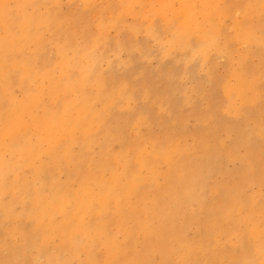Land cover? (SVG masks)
Wrapping results in <instances>:
<instances>
[{
  "label": "bare ground",
  "instance_id": "6f19581e",
  "mask_svg": "<svg viewBox=\"0 0 264 264\" xmlns=\"http://www.w3.org/2000/svg\"><path fill=\"white\" fill-rule=\"evenodd\" d=\"M29 1L32 0H0V108L6 115L2 119L4 133L0 136V223L3 224L0 244L3 243V249L8 250L0 264H264V236H259L255 230L259 222H264V123L260 121L256 128L252 127L251 132L236 130L235 119L243 126L242 130L247 129L245 122L251 118L247 107L254 105L258 96L253 90L251 101L244 97V88H248L245 79L248 55L237 58L233 53L237 43L249 53L252 45H255L261 56L264 54V36L256 37L244 25L234 27L231 40L223 39L214 32L216 24L222 23L221 18L226 15L232 17V12L243 10L246 17L251 16L246 1L225 0L218 3V0H152L159 1L164 16L172 14L177 43L182 46V40L195 38L194 42L187 45L195 56L201 51L206 52V43L214 44V56L228 57L236 68L237 87L234 92L229 89L232 94L228 95L229 121L214 122L205 115L211 114L209 111L218 107L217 100L210 97L208 109L203 106V111L197 108L201 100L192 102L194 97L198 98L199 87L202 85L186 94L185 100L192 106L185 107L194 110L196 107L198 110H193L195 116L207 117L198 123V130L190 142L187 139L184 142L178 140L177 136L181 137L179 133H182L178 130L176 137L168 131L164 133V130L162 136L151 133L146 138L142 135V127L150 129L153 125L149 117L153 120L156 115H160L155 112L159 109L153 107L152 98L151 110H155L151 111L153 115L150 112L149 117L143 111H137L133 119L128 114L110 117L105 112L93 109L96 99L104 105L113 107L116 104V95L108 96L106 87L108 82L114 83L110 73L115 64L120 65L119 53L128 50V56L131 57L130 46L126 42L127 36L131 38L128 31L120 29V33L125 35V41L116 44L111 56L107 54V38L93 31L91 38L82 35L81 43L76 42L70 34L68 38H57L54 43L48 34L55 49V55L51 57V54L48 56L46 53L50 46H45L49 47L46 51L43 49L40 33L51 27L48 21L52 14L41 10L37 16L32 12L28 14L23 9L30 4ZM48 1L54 5L55 0ZM76 1L82 7L86 0ZM137 1L111 2L108 5L111 21L104 23V26L120 27L122 17L118 12L119 7L125 13L134 15L135 20L143 19L145 15L135 11ZM42 2L48 3L45 0ZM175 2L179 4L176 9L173 6ZM234 5L237 8L234 7L233 11ZM198 13L206 20L200 29L202 24L190 23L196 20ZM52 17L55 20L57 16ZM160 28L153 27L147 36L161 40ZM52 32L56 37H61L57 28ZM66 38L68 41L73 40L74 45L68 41L65 43ZM67 43L72 46L69 51ZM96 49L99 54L95 53ZM209 58L206 52L200 63ZM100 60H106L110 73L102 70ZM127 64L124 62L123 66ZM228 64L231 65V62ZM261 64L260 67L249 68L252 74L250 81L262 78L259 71L264 72V59ZM155 74H152L153 77ZM161 74L158 73L159 77H162ZM208 77L214 80L211 73H208ZM135 79L139 80L137 77ZM208 92L212 93L211 90ZM93 93L96 96L91 95ZM235 93L243 100L242 106L233 105ZM134 95L137 96L136 93ZM146 100L141 102L142 107L145 104L148 106L149 100ZM112 107L109 106L111 112ZM172 110H175L174 107ZM117 113L115 116H118ZM101 134L105 137L95 147L97 142H93V139ZM114 144L118 145V151L112 150ZM6 149L9 154L5 160L3 153ZM228 163L233 166L231 169H227ZM60 173H63L64 180H59ZM27 178L32 180L27 181ZM253 184L258 185L259 196H243V191ZM46 189L48 192L45 193ZM17 204L21 211L16 210ZM14 230H20L19 243L9 240Z\"/></svg>",
  "mask_w": 264,
  "mask_h": 264
},
{
  "label": "rangeland",
  "instance_id": "374dc122",
  "mask_svg": "<svg viewBox=\"0 0 264 264\" xmlns=\"http://www.w3.org/2000/svg\"><path fill=\"white\" fill-rule=\"evenodd\" d=\"M36 1L37 2L38 1L40 2L41 1L42 2V0H34V3H33V0L31 2L29 1L28 3H30V4H28L27 6H25L24 9H23V11H25V12L27 11L28 14H30V12H32L36 16L40 12V10L42 12L45 11V13L52 14V16H57V17H55V20H56V18H58L61 15V13L63 15V16L61 15L59 17L61 20L58 18V21L53 20L54 17L51 16L50 17V20L48 19L49 20L48 23L50 24L51 27H49L48 29H46V31L42 30L41 33H40V35H41L40 38L42 37V40L41 39L40 40L43 43L42 45H44V48L43 49H45V51H46V48L47 47H45V46H48V45L51 48V49L49 47H48L49 49L47 48L48 50L46 51V53L48 54V56L50 54L52 55V56L50 55L51 57H53L55 55L54 43L57 42V38H64L63 36L67 37L70 34L71 37L73 36L72 38L76 42L81 43V41H82V38H81L82 35H86L88 38H91L92 37L91 34L94 35L95 33H96V35L105 36L107 38V40H108V51H109L107 54H109L111 56L112 53H113V50L115 49L116 44L118 42L125 41V37H124L125 35L123 34V32L124 31H128L130 33L131 38H128L129 36H127L126 37V42L128 41L127 42V45L130 46L131 57L128 56V54L130 52L128 50L127 51L120 52L119 53V57H118V62L120 63V65L119 64H117V65L115 64V67H114L112 73H110V70L108 71L109 65L106 62V60H100L99 66L102 68V70L110 73L113 76L114 83L108 82L107 83L108 85H107L106 89H107L108 96H111V95H114L115 96L116 95L115 96L116 97V100H115V103L116 104H113V107H112L109 104H106V105L101 104L100 101H99V99H96V102H95L94 108H93L95 111L105 112L110 117L111 116H114V117H120V116H122L123 117L126 114H128V117L131 118V119H133L136 116L134 114L137 111H143L149 117L150 116V112L152 110H153L152 112H154V110L155 109L157 110V108H158L159 111L158 110L155 111L156 114H160L161 115V114H163V112H166V113H164V115H161L162 118H161L160 115H156V117L154 118L155 121H154V119L152 120V118L150 116L149 117V120L153 124V125H151V128H150L151 130L150 129H145V127H142L141 128L142 135L144 137H146V138L149 137L151 133H153L154 135L162 136L164 133H167V131H168L169 134L172 135V133H173V135L176 137L178 135L177 133H179V132L182 131V133H179V135L181 134V137L180 136H177V138L179 137L178 140H180L181 142H184V140L187 139L190 142L191 141V138H192V135L193 134L195 135L196 132H197V130H198V127H197L198 126V123L206 120L207 117L206 116H200V115L195 116V113L196 112H193L194 109H192V108H186L185 107L186 105L188 107H191L192 106L191 104L189 106L188 105L189 103L186 102V100H185L186 99V94H190L191 91H193L194 89H197L200 85H202V86L199 87L200 88V93H199L198 98H195L194 97V99H195L194 101H192V99H188L187 98L188 101L195 102L196 100H201L200 105L197 108L199 110H202L203 109V106H204V109H208V103H209L208 100L211 97V98H213V99H215V100L218 101V107L215 110H212V111L210 110L209 112H211V114L210 113H207L205 115H208L212 119V121H214V122H222L224 120H225L224 122L229 121L227 119L228 118V111H227V107H228V95H231L232 92H234V89L237 87V83H238V77H237V73H236V68H235L234 62H232V60L229 59L226 56H224V57H215L214 56L215 55V52H214L215 51V47L214 46H216V45L206 43L207 45L205 46L206 47L205 51L209 54V57L210 58L207 61H204V62L200 63V61L203 59L204 54L206 52L201 51V52L198 53L197 56H195L189 50V48L187 47V45H189L191 42H194L195 41V38L193 40H191L189 37H187L186 39L182 40V43H183L182 46H181V43H177V41L174 38L175 37L174 27H172L173 26V24H172V21H173L172 20V14H166V16H164V14L161 13V10L159 8V1L138 0L137 1L138 2L137 3L138 6L136 5L135 11L136 12H141V14L145 15V17L143 19H138V20L137 19L135 20L134 15L125 13L123 11V9L121 7H119L118 8V12L121 14V17H122V20H121L122 21V24H120V27L119 28H117V27H105L104 26V23H109L111 21V16L109 15V12H108L109 11L108 5L110 6L111 5V2L113 3L115 0H112V1H110V0H104V1L103 0H100L102 3L99 0H97V1H95V0H86L83 3L84 5L82 7H80V3L78 1H76V0H72L73 3H71V4H70L71 0H70V2L68 0L69 3L68 2L65 3L67 0H63V1L62 0H60V1L55 0V1H53L54 2V5H53V3L49 2L48 0L47 1L45 0V2L50 3V5L48 3L46 4L44 2H42L43 4H40L41 2L40 3L38 2V4H37V3H35ZM94 1L97 2V3H95ZM105 1H106V3H104ZM224 1L225 0H218V3H222ZM245 1L248 4L247 10L250 11L252 15L249 16V17H246L244 11L243 10H239L238 12L236 11L237 13L236 12H232V14H231L232 17L227 16V15L226 16H223L221 18L222 23L220 25L219 24H216V27L214 29V32L216 34L221 35L223 37V39L231 40L234 37V35H233L234 27L235 26L243 27V25H244L247 28H250L249 29V30H251L250 32L253 33L256 37H263L264 36V0H245ZM64 4H65V6H64ZM66 4H69V5H66ZM93 4H95L96 7ZM35 5H37V6L34 7ZM42 5L43 6L45 5L44 8L46 10H44V8H43ZM178 5L179 4L175 2L173 6H175L174 8L176 9V7H178ZM46 7L49 8V9H47ZM99 7L101 9H104L105 12H104V10L99 9ZM227 7H228V5H227ZM234 7L237 8V6L236 5L233 6V9H232L233 11H234ZM36 8L39 9V10H37ZM89 8L90 9L92 8V9L90 10ZM32 9H34L35 12ZM59 9H60V11H59ZM74 9H75V11H74ZM49 10H51V11L49 12ZM94 10H95V12L96 11H98V12L102 11V12L95 13V12H93ZM36 11H37V13H36ZM55 11H56V13H55ZM68 11L70 13L72 12L71 15H69L70 13L68 14ZM77 11H79V12L77 13ZM83 11H85V12L87 11L86 12V15L88 17H86L85 12H83ZM80 12H82V13H80ZM57 13L59 14V16L57 15ZM76 13L79 14V17H78V15ZM87 13H89V14H87ZM93 13L95 14V16H93ZM74 14H76V15H74ZM42 15H45V14L43 13ZM72 15H73V17L70 18ZM64 16L67 19V21L64 18ZM76 16H77V18L75 19ZM83 17H85V19ZM96 17L99 18V19H96ZM104 17H106V18H104ZM73 18H74V20H73ZM79 18L80 19L82 18L81 20L83 22L85 21V23H83ZM51 19H52V21H51ZM95 19L98 20V21H96ZM100 19H102V21H100ZM195 19L196 20H193L190 23L191 24H202L198 29H200L206 23L205 17L201 13L200 14L198 13L195 16ZM64 20L66 22L61 23V24L64 25V27H62L63 25H61V26L58 25L61 21H64ZM86 20H88L87 23H86ZM156 21H158L159 23L156 22ZM71 22H73V23H71ZM160 22H161L162 26L160 25ZM95 23H96L97 26L98 25L99 26L97 27L95 25ZM169 23H170V25H169ZM51 24H53V25H51ZM78 24L81 27L80 30L83 28L85 31H83V29H82L81 32H80V30H78V28H79ZM84 24L86 26V29H85ZM217 25H219V26H217ZM91 26H93V27H91ZM155 26L156 27H159V28L160 27L162 28V29L160 28L161 30L159 29L160 30V33H161V40H157V39H153V38H149L148 37L149 36V33L151 32V30ZM55 27L57 28V31L60 32V36L61 37H56L57 35L54 32H52V31L56 30ZM169 27H171V28H169ZM62 28H67L66 29L67 32H66L65 29H62ZM68 28L71 29V30L69 31ZM90 29H92V30H90ZM101 29H103V30H101ZM120 29H122L123 32H121V33L123 35H121ZM61 30L64 33H62ZM96 30H98V31H96ZM131 30H133V32ZM163 30L164 31L166 30V32L164 33ZM193 30H195V29H193ZM91 31H93L94 34ZM46 32H48V33H46ZM51 32H52V34H51ZM83 32H84V34H83ZM88 32L90 34L89 36H88ZM78 33H79V35H78ZM48 34H50L51 37ZM139 35H140V37H139ZM48 36L54 42L53 44L48 39ZM53 36H55L56 39H54L55 37L53 38ZM109 37H111L112 40L109 39ZM67 38L65 39V43L68 41ZM76 38H78V39H76ZM136 38H137V40H136ZM130 39L132 40L131 42H130ZM148 39L151 40V46H150V41ZM140 40H141L142 43L140 42ZM49 41H50V43H49ZM72 41H68V43L70 42L69 43L70 45H72V44L74 45V41L73 42ZM137 41H139L140 43L137 42ZM144 41L146 43H144ZM68 43H67V50L69 51V50L72 49V46L73 45L72 46H69ZM30 44H32V43H30ZM143 45H145V46H143ZM238 45L239 44L236 43L235 46H234V48H233L234 49L233 53H235L234 55H236L237 58H242V57H245V56L248 55L247 56V60H246L247 61V64H246L247 72L245 73V79H246V82L248 83V88L247 87L244 88L243 95H244V97L246 99H248V100L251 101L253 99V92H255L256 96H258V99L256 100V102H255L254 105H252L251 107H247V109H248L247 110V113L251 115V118L247 119L246 122H245L247 129L242 130L243 129V126H240L238 124L239 121L237 119H235V124H236V128H237L236 130H238L239 132H241V131L242 132L243 131H249V132H251L252 127L256 128L257 124L260 121H262L261 123H264V72L263 71H259V76L262 75L261 76L262 78H259L258 77L256 80L250 81V79H251L250 77H252V74H251V71L249 70V68L260 67V65H262L261 64L262 63V60L264 59V54H261V56H262L261 57L260 56V53L258 52V49H257V47L255 45H252L251 50H250V53L248 52V50H244L242 46H240V45L238 46ZM184 46H186V48H184ZM109 47H110V50L111 51L109 50ZM238 47H240V48H238ZM166 48L168 49V52H167ZM144 49H148V50H144ZM52 50H54V51H52ZM50 51H51V53H50ZM95 53L96 54H99V52H98L97 49L95 50ZM236 57H235V60L237 59ZM164 58L167 60V63L169 65H167L166 60H164ZM130 59H133L132 62H131V64H130ZM124 62L128 63L126 67L123 66V63ZM172 62H174V63H172ZM229 62H231V65L228 64ZM236 62H237V60H236ZM160 64L161 65H164V66L161 67ZM237 64H238V62L236 63V65ZM171 65L174 66V68ZM191 66H193V67H191ZM229 66L231 68H229ZM118 67H119V69H118ZM170 67L172 69H170ZM196 67H197V69H196ZM146 68H147V71H145ZM160 68H164V70H161ZM151 70H152V72H151ZM163 72H166V73H164L165 75L163 74ZM262 72H263V74H262ZM144 73H145L146 76L143 75ZM151 73L152 74L153 73L154 74L156 73L155 74V77H153V75ZM158 73H159V75L162 73L161 74L162 77H159ZM208 73H211L213 75L214 80L213 79L210 80V78L208 77ZM147 74H148V76H147ZM139 75H143V76H140V77H143V78H140ZM123 76H125V77H123ZM133 77H134V80L132 79ZM135 77H137V78H139V80L140 79L141 80L139 81L137 79L138 80V83H136L137 80L135 79ZM149 77H152V78H149ZM156 77H159V78H156ZM163 77H164V79L162 80ZM177 77H179V78H177ZM129 78H130V80H129ZM171 78H174V79H171ZM119 79H122V80L120 81ZM146 79H148V80H146ZM152 80H154V81H152ZM151 81L153 83H155L156 85H158V84H160V85H158V87H155L156 85L155 84H152ZM164 81H165V84H163V86H165V87L163 88L162 83H164ZM191 82H194L195 84L194 83H191ZM145 83L147 84V86L145 85ZM210 83L212 84L211 86L208 85ZM135 84H137V85H135ZM148 85H150V87ZM140 87H142V88L139 89ZM147 87H149V88H147ZM162 88H163V90H162ZM229 89L232 91L231 93H229ZM157 90H159V92ZM209 90H211V92H212L211 94H209L210 93V92H208ZM151 91H152V93H151ZM160 91L162 93L161 95L162 96L164 95L162 98L160 97L161 95H159L160 94ZM169 91H171L172 94ZM139 92L142 94V95L139 94L140 99L138 97V93ZM135 93H136L137 96L134 95ZM207 94L209 95V97H206ZM91 95L96 96L94 93L91 94ZM124 96H125V98H124ZM155 97L157 98V100H156ZM159 97L161 98L160 100H159ZM171 97L174 100L173 103H172ZM178 97H179V99H178ZM151 98L152 99H155V100H152ZM145 99L149 100L147 104L150 107V110H148L149 107L146 104L145 105L147 106V108L145 107V105L142 107V104L145 102L144 101ZM150 99H151L152 104L154 106L151 105ZM168 99H170V100H168ZM147 100H146V102H147ZM162 100H163V104L161 103ZM156 101H158L159 104ZM164 101H165V103H164ZM177 101H179V102H177ZM242 101L243 100H241V97L240 96H237V94L235 93L234 99H233V105H235V106H242L243 105V102ZM141 102H143V103H141ZM137 104H140L141 107L139 105H137ZM155 104H156V106H155ZM172 104H174V106ZM159 105H160V107H159ZM109 106L112 107V109H113L112 112L109 110ZM152 106L155 109L153 108L151 110ZM144 107H145V109L142 110L141 108H144ZM173 107L175 109L174 111L172 110ZM183 107H184V109H183ZM161 108H162V111H160ZM178 108L181 109V110H178L180 112V114L178 113V111H176ZM197 108L195 107V110L194 111H196ZM121 109L123 110V112H121L122 111ZM133 111H134V113H133ZM148 111H149V113H148ZM117 112H120V114L118 115ZM171 112H175V114L170 115ZM182 112H183V114H182ZM116 113H117L118 116H115ZM187 113H189V114H187ZM254 114H255V117H253ZM151 115H153V113ZM178 115H179V117H178ZM5 116L6 115L2 112V109L0 108V136H3V133H4V121L2 119ZM154 116H152V117H154ZM164 116L165 117L168 116L167 119ZM182 116L183 117L185 116V117L182 118ZM224 116H225V118H224ZM169 117L170 118L172 117L173 119L175 117V119L173 120L172 118L170 119ZM156 118L162 119V121L161 120L157 121ZM185 118H187V119H185ZM176 119H177V121H176ZM258 119H260V120H258ZM159 122H161V123H159ZM181 122H183L184 125ZM180 123H181V125H180ZM156 124H157V126H156ZM170 124H172V126ZM176 124L178 126H174ZM167 125L169 127H167ZM173 126L176 127L175 128L176 130L172 129V128H174ZM180 127H182V129ZM178 128H180V129H178ZM158 129H159V131H158ZM165 129H167V130H165ZM183 129H185V130L183 131ZM88 130L90 132H93V129H91V128H89ZM152 130H153V132H152ZM173 130H174V132L176 134L173 132ZM177 130L179 132H177ZM189 130H191V131L193 130V131L191 132ZM194 130H196V131H194ZM144 131H145V133H144ZM149 131H150V133H149ZM170 131H171V133H170ZM185 131H187V132L189 131L188 133L191 134V136L189 137L188 133L187 132L185 133ZM183 133H185V135ZM104 137L105 136L101 134V135H97L93 139V142L94 141L97 142V144L95 145V147H97L99 144H101V141H102V139H104ZM35 140H36V137L33 138V141H35ZM263 140H264V138H263ZM112 150L113 151H118L119 150L118 145L117 144H114V146H112ZM3 154H4V158L6 160V158L8 157V154H9V150L6 149ZM46 158L47 157H44V159H46ZM51 165H52V162L49 164V166H51ZM232 167L233 166H231V164L228 163L227 169H231ZM58 178H59V180H64L65 177H64L63 173H60L59 176H58ZM26 180L27 181H31L32 179L31 178H27ZM46 192H48V189H46L45 193ZM254 194L256 196H259L258 195V185L257 184H253L251 187H249V188H247L246 190L243 191V196L252 197ZM16 208H17L16 209L17 211H21L22 210L19 204L16 205ZM254 216H255V213L253 214L252 218ZM2 226H3V224L0 223V232L2 231ZM255 230H256V234H258L259 236H264V222L263 221L259 222L258 223V226L256 227ZM9 240L10 241L11 240H14L15 242H18L19 243V241H21L20 230H14L11 233V235L9 237ZM3 246H4L3 243L0 244V261L8 254V250L7 249H3Z\"/></svg>",
  "mask_w": 264,
  "mask_h": 264
}]
</instances>
